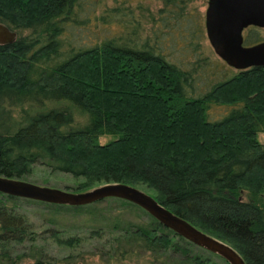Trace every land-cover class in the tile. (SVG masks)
I'll return each mask as SVG.
<instances>
[{
  "label": "trees",
  "instance_id": "obj_1",
  "mask_svg": "<svg viewBox=\"0 0 264 264\" xmlns=\"http://www.w3.org/2000/svg\"><path fill=\"white\" fill-rule=\"evenodd\" d=\"M108 1L0 0V24L19 33L0 45V177L25 181L44 166L82 182L76 192L143 189L245 264H264V68L224 77L205 55L192 0H156L148 31L143 3L153 0ZM223 106L232 110L210 121L208 110ZM21 202L68 214L118 207L87 237L44 238ZM44 239L101 243L114 264H228L126 201L69 207L0 193V264H55L37 251Z\"/></svg>",
  "mask_w": 264,
  "mask_h": 264
},
{
  "label": "water",
  "instance_id": "obj_2",
  "mask_svg": "<svg viewBox=\"0 0 264 264\" xmlns=\"http://www.w3.org/2000/svg\"><path fill=\"white\" fill-rule=\"evenodd\" d=\"M264 28V0H209L204 28L215 55L236 71L264 68V43L244 47L242 31L248 26ZM17 35L0 24V45H10ZM0 193L12 198L51 205L82 207L107 199L131 203L161 226L194 246L215 254L228 264H245L229 245L203 233L161 206L145 192L126 184L109 183L86 192L73 193L18 179L0 177Z\"/></svg>",
  "mask_w": 264,
  "mask_h": 264
},
{
  "label": "rangeland",
  "instance_id": "obj_3",
  "mask_svg": "<svg viewBox=\"0 0 264 264\" xmlns=\"http://www.w3.org/2000/svg\"><path fill=\"white\" fill-rule=\"evenodd\" d=\"M207 1L208 0H192V15L195 17L196 14L201 15L202 22H204V14L207 7ZM107 3L112 6L113 0H109ZM137 4H139L138 1L134 3L133 7L135 8ZM143 4H145V7L150 11L149 13L145 12L142 16L144 31H148L150 27V15H154V13H156V11L162 7V4L160 1L156 0H153L149 3L145 1ZM16 33L18 36V31H16ZM254 33L255 36L257 35L259 39L264 40V28L256 29ZM202 47L204 49L205 55L208 56L210 61L225 66V69H227V73H225L224 71V73L226 74L224 77L232 76L238 72L227 66L220 58L215 55L208 42L206 32L203 34ZM231 110L232 108L228 106L212 107L208 110V118L210 121H217ZM18 112L19 110H14L13 114L15 115V117H17ZM108 140L109 138H103L101 139V142L105 143ZM257 140L261 144H264V133L258 134ZM25 181L73 193H79L76 192V187H78L82 183L72 179L67 175L51 172L44 166L35 167L33 175L27 178ZM139 190L145 192L150 196L149 192L143 189ZM19 204L21 205L22 210L28 214V217L33 222L35 230L40 234H44V238H48L52 230L59 231L62 234L60 236H62L63 238L73 236L79 238L87 237L89 231L92 228L108 225L112 215H115L114 213H116L117 211L116 207H118L117 204L114 203L107 204L106 202H102L89 214V211H82L77 213L70 212L72 214H68L67 211H49L39 205L27 204L24 202H21ZM124 212L126 213V217L129 219H134L137 217L138 219L140 218L145 220V217L135 211H129L126 209V211ZM52 223H54L55 225H51ZM42 242L44 243L37 244V251H43L49 259H53V261H55V264H114L113 262H109V260L107 261V258L104 256L109 249L108 246L102 247L101 243L98 242L92 245L90 243H85L80 248L74 249L59 247L58 245L53 243L51 239H44V241ZM27 253L29 254V251H27ZM31 262L32 260L27 259L26 261H22L20 264H30ZM122 264H137V261L135 260L131 263L124 262ZM138 264H141V262H139Z\"/></svg>",
  "mask_w": 264,
  "mask_h": 264
},
{
  "label": "flooded vegetation",
  "instance_id": "obj_4",
  "mask_svg": "<svg viewBox=\"0 0 264 264\" xmlns=\"http://www.w3.org/2000/svg\"><path fill=\"white\" fill-rule=\"evenodd\" d=\"M208 4H209V0L207 1V7H208ZM207 7H206V9H207ZM256 29H260V28L250 25V26L243 29V31H242L243 44L242 45L244 47H252V46L264 43V40H261V39L257 42H254V41L253 42H247V38H250L252 36L254 37V35H255L254 32Z\"/></svg>",
  "mask_w": 264,
  "mask_h": 264
}]
</instances>
